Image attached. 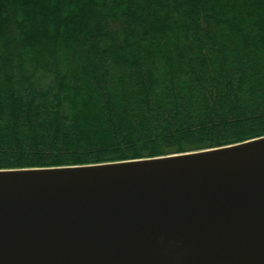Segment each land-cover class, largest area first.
Here are the masks:
<instances>
[{
  "label": "trees",
  "instance_id": "16d2710c",
  "mask_svg": "<svg viewBox=\"0 0 264 264\" xmlns=\"http://www.w3.org/2000/svg\"><path fill=\"white\" fill-rule=\"evenodd\" d=\"M264 136V0H0V170Z\"/></svg>",
  "mask_w": 264,
  "mask_h": 264
},
{
  "label": "water",
  "instance_id": "95a60500",
  "mask_svg": "<svg viewBox=\"0 0 264 264\" xmlns=\"http://www.w3.org/2000/svg\"><path fill=\"white\" fill-rule=\"evenodd\" d=\"M0 264H264V136L1 169Z\"/></svg>",
  "mask_w": 264,
  "mask_h": 264
}]
</instances>
